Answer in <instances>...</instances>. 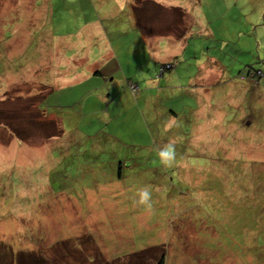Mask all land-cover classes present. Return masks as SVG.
Wrapping results in <instances>:
<instances>
[{
  "label": "rangeland",
  "instance_id": "374dc122",
  "mask_svg": "<svg viewBox=\"0 0 264 264\" xmlns=\"http://www.w3.org/2000/svg\"><path fill=\"white\" fill-rule=\"evenodd\" d=\"M45 1L0 0V264H154L163 252L166 264H264V76L257 89L246 83L249 63L264 70L263 2L225 0L227 19L233 14L220 35L227 52L220 56L216 44L211 51L227 69L218 65L203 80L200 117L180 97L164 105L177 115L162 116L154 101L160 106L144 122L122 88L120 118L105 130L119 135L127 130L116 127L130 125L127 139L135 124L152 131L140 136L144 148L128 152L134 161L114 165L110 155L89 161L92 146L106 143L88 134L103 130L107 115L91 126L75 117L91 84L59 98L49 75L60 66L61 38H69L66 57L99 49L80 22L115 24L118 12L126 21L128 0ZM188 3L202 12L208 5ZM50 113L63 129L53 138ZM169 145L165 162L159 153Z\"/></svg>",
  "mask_w": 264,
  "mask_h": 264
},
{
  "label": "crops",
  "instance_id": "0c3cea01",
  "mask_svg": "<svg viewBox=\"0 0 264 264\" xmlns=\"http://www.w3.org/2000/svg\"><path fill=\"white\" fill-rule=\"evenodd\" d=\"M78 1L80 0H70L74 4ZM102 1L104 0H99L100 3ZM250 1L255 4L253 0ZM64 2L67 3V0H64ZM134 2L135 0H128L127 2L129 12L126 14V21L118 12L116 17L119 21L115 24L108 22L106 26L102 20L86 19L80 22L82 24V35L86 34L88 38L97 41L100 44L99 49L83 51V56L68 54V57H66L63 53H60L61 48H66L61 43L68 42L69 38H61L60 45L57 47L58 51H54L57 61H60V66L53 67L56 69L51 72L49 78L54 79L51 83L59 88L57 90L59 98L64 90H79V86L82 84L84 86L91 84L84 91V95H86L83 98L85 106L80 113H76L75 117L77 119L82 117L87 125L91 123L90 126L98 117L99 121H102L106 115L108 117L106 124L101 123V129L103 130L96 132V134H93V132L88 134L89 137H93L95 140L100 138L101 135L106 143L96 145L94 148L93 145L91 151H89L94 154L93 157L89 158V161L95 163L105 161L101 160L105 155H110L114 165L118 164L116 160L121 159H123V163L129 160L132 162L135 158H128L130 157L128 152H131V156H134L139 147L144 148L146 146L140 140V136H145L146 139V134L152 131L151 125L147 126L145 124L141 127L135 124L129 130L130 133L132 132L130 139L122 137L128 134L127 131L130 125L127 127V124H124L122 127H116L117 130L123 128L127 130L126 132L124 130L119 131V135L114 131L105 130L106 127H110V124L115 125L114 123L120 118L118 110H122L121 107L125 102L119 97L122 95V88L126 91L129 90L127 88L129 81H134L138 85L139 91L133 94L134 106L126 103L125 105H128L127 109L136 107L138 110L143 111L142 118L144 122L152 118L146 112L152 113L153 110H157L158 104H155L154 107V101L160 102L161 107L164 108L165 111L161 113L162 116H165V113L168 114L169 110H171L172 116L177 115L176 110L170 108L168 110L164 105H168L180 99V97H182L180 102L182 101L183 104L187 102L190 106L189 109L192 115L196 114L200 117L204 113L198 105L201 97L205 94L202 92L203 80L210 77L215 78V68L221 65L219 61L221 59L215 56L211 51V47L216 44L215 50L217 51V45L223 48L225 42H229L228 37L223 38L220 36L224 35L223 31L227 33L229 29H227V24L233 19V14L232 17L227 19L225 0H206L208 5L205 8L203 6V12L201 8L193 7L191 3L187 4V0H141L137 16L133 13ZM259 2L264 4V0ZM48 3L49 0L45 1L43 5ZM50 7L51 5L49 9ZM233 9L234 7L230 12ZM110 17L112 18V16ZM242 34H240L241 37ZM46 51L50 53L48 48H46ZM218 54L220 55V53ZM55 56H50L47 59L46 68L52 66L51 63L56 59ZM50 59L52 60L50 61ZM172 61L176 63V68L172 72L168 71L170 72L168 75L164 74L162 77H157L156 70L158 66ZM225 67L227 68V66L222 67L224 71L226 70ZM205 83H207L206 80ZM100 89L104 91H100ZM106 89L108 90L105 92ZM89 90L92 91L91 96L87 94ZM128 98L131 99L130 95ZM94 105L100 106L90 108ZM184 108H187L186 104L183 106V110L186 111ZM138 110L135 111L138 112L137 115L141 116L139 114L141 112ZM154 114L155 112L151 115ZM46 115H51L52 120L61 123L58 113ZM71 115L69 114V116ZM110 136L114 139H109ZM125 153L126 159L124 158ZM95 156L101 161H97ZM118 170L121 178L124 175V173L122 175V167H118Z\"/></svg>",
  "mask_w": 264,
  "mask_h": 264
},
{
  "label": "trees",
  "instance_id": "16d2710c",
  "mask_svg": "<svg viewBox=\"0 0 264 264\" xmlns=\"http://www.w3.org/2000/svg\"><path fill=\"white\" fill-rule=\"evenodd\" d=\"M140 4H141V0H135V2L133 3V13H134L135 16H137V14H138V12L140 10ZM263 18H264V16H263ZM217 43H219V42L217 41ZM46 48H48V46H45V49ZM217 49H218L217 52L220 53V56H222V57L225 54V52H227V50H225L224 48L220 50L218 45H217ZM219 61H220L222 67L225 66V61L224 60L221 59ZM169 64H172L173 65V68H171V69H168V68L165 69L166 66L169 65ZM256 64L257 65H260L261 64V61H257L255 63H249V65L246 66V69H247V75H246L247 82L246 83L248 84L249 87L256 88L257 89L258 87H260V83H261L260 80L264 76V70L257 68L255 66ZM176 66H177L176 63H174L173 61L172 62H167L165 64H160L158 66L157 70H156L157 77H162L165 73H168V71H171V70L175 69ZM161 68H164L165 70L162 72L161 71ZM132 84L135 85V88L136 89L133 90L131 88V85ZM127 88H129V90L131 91L132 94H136L139 91V87H138V85L134 81L133 82L132 81H129V83L127 85ZM42 97H44V96L43 95L42 96L41 95H38V97H35V98H38V100H35V103H34V104H36L35 105L36 107H38V104L37 103L40 102V99ZM38 109H40V108L38 107ZM46 117H48V116L46 115ZM49 120L51 121L50 123L47 122L49 124V126L51 125V126L54 127L53 131L49 134L50 137L53 138V137L58 136V134L61 135L63 133V129L59 125V123L56 120H54V119L52 120L51 118ZM255 120H256V117H255ZM252 121L254 123V120H252ZM247 125L248 124H246L245 127ZM16 137H19V135L16 136ZM17 139L19 140V138H17ZM161 250H163V249H161ZM163 253L159 257H157L156 260H154V262H155L154 264H166V262H165V254H163Z\"/></svg>",
  "mask_w": 264,
  "mask_h": 264
},
{
  "label": "clouds",
  "instance_id": "9594fccd",
  "mask_svg": "<svg viewBox=\"0 0 264 264\" xmlns=\"http://www.w3.org/2000/svg\"><path fill=\"white\" fill-rule=\"evenodd\" d=\"M159 156L161 157V159L165 162H167L171 156H172V148L171 146H167L165 149H163L160 153H159ZM148 195L149 193L144 190V191H141L140 192V197H141V200L144 201V200H147L148 199Z\"/></svg>",
  "mask_w": 264,
  "mask_h": 264
},
{
  "label": "built area",
  "instance_id": "2783aa9c",
  "mask_svg": "<svg viewBox=\"0 0 264 264\" xmlns=\"http://www.w3.org/2000/svg\"><path fill=\"white\" fill-rule=\"evenodd\" d=\"M167 68H168V69H171V68H173V65H172V64H169V65L166 66L165 69H167ZM165 69H164V68H161V71L163 72ZM131 88H132L133 90L136 89V88H135V85H133V84L131 85Z\"/></svg>",
  "mask_w": 264,
  "mask_h": 264
},
{
  "label": "water",
  "instance_id": "95a60500",
  "mask_svg": "<svg viewBox=\"0 0 264 264\" xmlns=\"http://www.w3.org/2000/svg\"><path fill=\"white\" fill-rule=\"evenodd\" d=\"M248 124V123H247Z\"/></svg>",
  "mask_w": 264,
  "mask_h": 264
}]
</instances>
